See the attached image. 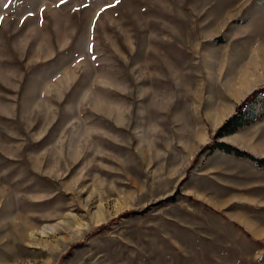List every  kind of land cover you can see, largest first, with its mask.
Here are the masks:
<instances>
[{
  "label": "rangeland",
  "instance_id": "rangeland-1",
  "mask_svg": "<svg viewBox=\"0 0 264 264\" xmlns=\"http://www.w3.org/2000/svg\"><path fill=\"white\" fill-rule=\"evenodd\" d=\"M0 16V264H264V164L199 150L264 83V0ZM249 107L219 138L264 156Z\"/></svg>",
  "mask_w": 264,
  "mask_h": 264
},
{
  "label": "trees",
  "instance_id": "trees-1",
  "mask_svg": "<svg viewBox=\"0 0 264 264\" xmlns=\"http://www.w3.org/2000/svg\"><path fill=\"white\" fill-rule=\"evenodd\" d=\"M260 91H264V83L250 89L245 96H243L235 105V109L229 113L220 124L216 126L214 131L211 134V137L208 138L199 148L200 152H211L212 150L220 149L225 152L234 153L236 155H242L250 158L258 165L264 164V156H258L250 151L243 149L236 143L227 141L223 138H219L222 134L232 131L235 127L246 123L247 112L250 111V105L260 104L262 108L259 111H264V95H260ZM260 95V96H259ZM251 103V104H250ZM249 159V160H250Z\"/></svg>",
  "mask_w": 264,
  "mask_h": 264
},
{
  "label": "snow or ice",
  "instance_id": "snow-or-ice-1",
  "mask_svg": "<svg viewBox=\"0 0 264 264\" xmlns=\"http://www.w3.org/2000/svg\"><path fill=\"white\" fill-rule=\"evenodd\" d=\"M64 3H66V0H60V4H64ZM116 3L117 4L120 3V0H116ZM5 7H7V4L5 5ZM41 11H43V9H41ZM29 15H33V13H29ZM2 19H3V17L0 16V20H2ZM93 59H95V56H93Z\"/></svg>",
  "mask_w": 264,
  "mask_h": 264
},
{
  "label": "crops",
  "instance_id": "crops-1",
  "mask_svg": "<svg viewBox=\"0 0 264 264\" xmlns=\"http://www.w3.org/2000/svg\"><path fill=\"white\" fill-rule=\"evenodd\" d=\"M246 92H247V91H246ZM246 92H245V93H246ZM245 93H244V95L239 96V98L241 99L243 96H245ZM239 98H238V99H239ZM240 99H239V100H240ZM239 100H238V101H239ZM238 101H237V102H238Z\"/></svg>",
  "mask_w": 264,
  "mask_h": 264
}]
</instances>
